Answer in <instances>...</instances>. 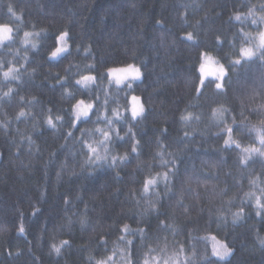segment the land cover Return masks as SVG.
I'll return each instance as SVG.
<instances>
[{
	"label": "trees",
	"instance_id": "1",
	"mask_svg": "<svg viewBox=\"0 0 264 264\" xmlns=\"http://www.w3.org/2000/svg\"><path fill=\"white\" fill-rule=\"evenodd\" d=\"M261 5L264 0H0V24L13 28L0 44V264H97L109 256L107 264H126L120 249L127 239L136 264L145 253L163 264L181 246V264L193 251L188 264H200L204 255L206 264H264V209L257 216L255 206L257 196L264 202V162L240 163L243 147L261 145L231 120L261 127L264 113L256 110L264 104V66L255 58L242 61L226 93L214 84L202 95L195 91L200 54L230 67L243 46L241 30L254 39L264 30L251 18L230 17L253 6L264 15ZM26 31L32 33L27 44ZM62 31L69 33V47L53 59ZM127 64L143 73L131 88L107 72ZM8 67L16 71L5 78ZM89 74L95 82L76 84ZM132 95L146 110L135 119ZM79 99L95 109L72 127ZM220 107L231 109L223 121L213 116ZM228 126L241 148L224 145ZM165 172L171 181L166 196ZM153 177L156 184L145 192ZM241 207L244 215L234 222ZM214 236L234 250L228 258L211 254Z\"/></svg>",
	"mask_w": 264,
	"mask_h": 264
},
{
	"label": "snow or ice",
	"instance_id": "2",
	"mask_svg": "<svg viewBox=\"0 0 264 264\" xmlns=\"http://www.w3.org/2000/svg\"><path fill=\"white\" fill-rule=\"evenodd\" d=\"M261 9L264 10V5H261ZM8 12L12 13L13 16L16 15V13L13 12V9L11 6L8 7ZM249 18H251V23L253 25L258 24H264V15H257L255 11V6L252 8H249L247 15H243L239 12H237L234 17H230V19H234L236 21H247ZM157 23H160V21H157ZM4 28H7V35L3 36L0 35V44H2L4 41H8L12 38V32L13 28L8 23L0 24V32L3 31ZM241 36L243 38V46L239 48L238 56L235 60H229L228 64L229 66H226L224 63H220L219 61H215L214 58L207 52H202L200 54V60L199 63V77L198 81L199 83L195 86L196 93L202 95L203 91L208 88L209 84H214L215 90H218L221 93H226V83H230V73H236L237 72V66H240L242 64V61L244 63H247L251 61L253 58L258 59L261 62V65L264 66V30H261L257 33L255 39L253 38L252 34L249 32H243L241 30ZM32 33L25 32L23 40V43L27 44L29 43V40L27 39L29 36H31ZM39 35V33H37ZM69 33L67 31H62L60 34L56 37V39L61 43V46L55 47V49L51 52L52 57L58 56L60 53L66 52L68 50V44L65 42L66 37H68ZM188 39H192V34H187ZM217 43H222L219 37L216 38ZM235 46V45H233ZM33 48L36 47V44L33 43ZM2 66V65H0ZM14 67H8L6 71L3 72V75L5 78L13 75ZM107 72L111 78H114L115 84L120 85L125 83V81H128V88L132 87L131 81L132 80H138L141 79L143 76V73L141 72V69L137 66H134L133 64H127L124 67H109L107 69ZM212 76L214 77L213 81H207L206 77ZM15 79H19L18 76L14 77ZM264 78V77H262ZM95 77L91 75H85L82 76L80 80L76 81V84L86 85L88 82L93 81ZM60 82L59 80L57 81ZM12 90L9 89V92ZM5 95H8V93H5ZM131 100V117L135 119L138 116H141L142 113L145 112L144 106L140 103L141 98L136 95H132L130 97ZM105 105H107V101H105ZM74 109V115L75 119L72 121V127H75L77 122L82 118L89 117L90 114L95 109V104L92 102H87L84 99H79L76 101V103L72 106ZM231 109L220 107L217 109H213V116L217 118V120L223 121L228 118V114L230 113ZM259 113H264V104H261L258 106V109L256 110ZM20 115H24L23 112L20 113ZM113 115L119 117L120 113L116 110H113ZM191 115V114H189ZM240 115L242 116L243 113L241 112ZM187 117H182V119H186ZM57 119H60V117H57ZM232 125H238L240 129H247L248 133L251 135L252 133H255V139L259 141L261 147H257L255 143L250 144L247 147L242 148L243 155L240 157V163L242 165H248L251 160H253L256 157H259L262 162H264V120L260 121L261 127H257L256 125L251 124L246 118L240 120L239 122L236 120L235 116L231 117ZM108 123L112 124L113 121L111 118L108 119ZM47 124L52 125L53 120L51 116L47 119ZM87 131V129H84L81 131V135H83V132ZM97 131H101L100 129H97ZM131 131V129H129ZM162 131H167V129H162ZM227 131V138L224 139L223 143L224 145H230L235 144L237 148H241V144L237 140L232 139V133L234 131L232 126H228L226 128ZM73 133L68 132L67 136H71ZM135 136V133H133V137ZM103 137L104 141H108L110 137V133L108 131H103ZM123 138V137H121ZM102 141V143L104 142ZM139 145V141H135V143L132 144L131 152L136 153L137 148ZM88 148L91 150V152L95 153L97 152V148L93 147L91 144L87 145ZM105 148H107V144L105 143ZM127 155V154H126ZM106 157H102L100 155L96 156V160L105 159ZM121 160L126 159V156L120 157ZM116 157H112V161L115 162ZM164 163H167L166 161ZM169 171H174L173 169H170ZM159 175V173H157ZM163 178L165 180V188L166 191L164 195L166 196L168 191L171 189L169 188V185L171 184V181L169 180V174L168 172H165L163 174ZM252 183H255V180L251 181ZM156 184V178L153 177L151 179H148L144 182V191L147 192L149 190L150 185ZM262 192H264V189H262ZM246 196H254V193H246ZM243 203V201H242ZM255 206H256V215H261V209H264V202L261 201L260 197H255ZM245 209L244 207L239 208V210L233 214V221L235 222L238 219H241L244 215ZM142 215V214H141ZM124 230L128 231V225L125 224ZM25 229L23 227L20 228V232L23 233ZM141 232V241L143 242V236L145 234L144 229L139 230ZM213 241H215L212 245L211 254L215 257H218L220 260H224L226 257H228L234 250L228 246L227 243H224L222 241H216L215 237H212ZM62 243H68V241H62ZM260 243L264 244V238H260ZM106 244V241H105ZM126 249H120L122 255H125L126 264H136V255L133 249V240L127 239L126 240ZM53 248L57 253L60 252V248L56 245H53ZM152 249L150 248L149 251ZM161 252H166V248L160 249ZM183 254V246H181L180 253H174L172 256H165L163 258V264H181L180 261V255ZM196 255L195 251L192 252L191 257H185L184 258V264H188V260L194 258ZM161 257L159 255L149 258L148 254H144V258L142 261V264H158V261H160ZM209 257L207 255H204L201 257L200 264H206ZM111 260V257L109 256L107 260H100L97 262V264H107V261ZM193 264H195V261L193 259Z\"/></svg>",
	"mask_w": 264,
	"mask_h": 264
},
{
	"label": "rangeland",
	"instance_id": "3",
	"mask_svg": "<svg viewBox=\"0 0 264 264\" xmlns=\"http://www.w3.org/2000/svg\"><path fill=\"white\" fill-rule=\"evenodd\" d=\"M5 42V41H4ZM3 42V43H4ZM65 42L68 44V47H69V39L66 37V40H65ZM61 43L62 42H60V41H58V44H57V46H61ZM56 46V47H57ZM64 53H66V52H63V53H60L58 56H56V57H52L53 59H56L57 57H59V56H61V55H63ZM207 53H209V52H207ZM210 54V53H209ZM213 58H214V60L216 59L212 54H210ZM215 61H217V60H215ZM134 66H137V67H139L138 65H135V64H133ZM120 67H124V66H120ZM141 69V68H140ZM142 72V71H141ZM89 75H91V74H89ZM91 76H93V75H91ZM94 77V76H93ZM109 78H111L110 76H109ZM207 78H214V77H212V76H208V77H206V80H207ZM81 79V78H80ZM79 79V80H80ZM95 80V79H94ZM90 81V82H88V84H86L85 86H89V85H91L93 82H95V81ZM111 80H113L114 82H115V80H114V78H111ZM140 80H142V79H138V80H132L131 81V83L132 82H134V81H140ZM125 83H128V81H125ZM125 83H123V84H125ZM122 84H120V86H121ZM140 103L144 106V104H143V101L142 100H140ZM144 108H145V106H144ZM146 111V110H145ZM144 113H142L141 115H143ZM82 118H84V117H82ZM81 118V119H82ZM80 121V120H79ZM215 237V236H214ZM216 238V241H222V240H220V239H218L217 237H215ZM215 241H213L212 240V242H211V244H210V247H211V249H212V245H213V243H214ZM223 242V241H222ZM226 258H228V257H226ZM225 258V259H226Z\"/></svg>",
	"mask_w": 264,
	"mask_h": 264
},
{
	"label": "clouds",
	"instance_id": "4",
	"mask_svg": "<svg viewBox=\"0 0 264 264\" xmlns=\"http://www.w3.org/2000/svg\"><path fill=\"white\" fill-rule=\"evenodd\" d=\"M0 35L6 36L7 35V28H4Z\"/></svg>",
	"mask_w": 264,
	"mask_h": 264
},
{
	"label": "bare ground",
	"instance_id": "5",
	"mask_svg": "<svg viewBox=\"0 0 264 264\" xmlns=\"http://www.w3.org/2000/svg\"><path fill=\"white\" fill-rule=\"evenodd\" d=\"M104 258V257H103Z\"/></svg>",
	"mask_w": 264,
	"mask_h": 264
}]
</instances>
